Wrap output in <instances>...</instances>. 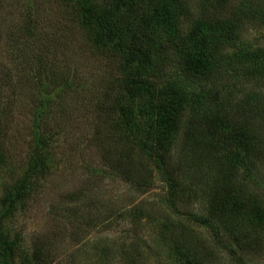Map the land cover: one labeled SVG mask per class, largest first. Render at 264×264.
<instances>
[{
	"label": "trees",
	"instance_id": "trees-1",
	"mask_svg": "<svg viewBox=\"0 0 264 264\" xmlns=\"http://www.w3.org/2000/svg\"><path fill=\"white\" fill-rule=\"evenodd\" d=\"M69 1L95 45L110 42L122 56L115 86L98 103V111L112 119L109 127L100 125L108 140L99 144L106 159L135 177L136 152L147 155L166 184L172 209L178 210L179 195L189 201L197 191L204 193L203 213L184 212L210 232L213 246L206 247L182 221H163L159 232L172 258L177 264H212L220 251L233 264H255L250 255L261 244L264 204L249 192L253 172L248 170L264 166V132L254 122L255 116L264 118V93L236 94L243 80L264 81V45L245 38L248 28H264V0ZM18 37L12 34L11 46L21 54L17 90L23 98L31 84L34 132L25 173L2 199L0 264H17L20 240L12 236L10 222L19 205L41 189V177L57 165L54 139L66 132L62 122L81 109L70 101L72 92H79L73 86L77 74L74 78L58 65L50 51ZM182 131L184 151L174 163L172 150ZM118 143L124 148L114 155ZM0 159L9 165L1 149ZM192 172L202 175L204 188L197 181L186 183ZM22 259L23 264H47L40 249Z\"/></svg>",
	"mask_w": 264,
	"mask_h": 264
},
{
	"label": "rangeland",
	"instance_id": "rangeland-1",
	"mask_svg": "<svg viewBox=\"0 0 264 264\" xmlns=\"http://www.w3.org/2000/svg\"><path fill=\"white\" fill-rule=\"evenodd\" d=\"M73 9L69 0H0V149L9 162L7 166L0 162V214L6 188L25 173L34 132L28 99L31 84L21 98L17 90L21 54L12 51V34L22 42L33 41L37 49L50 51L58 57V65L66 66L74 78L77 74L73 86L79 92H72L70 101L81 108L62 122L66 132L54 139L53 162L57 165L41 177V189L19 205L10 222L12 236L18 234L20 240L17 264H23V254L31 255L34 249H40L47 264H177L161 240L160 224L180 220L185 228L198 232L206 247L213 246L210 232L184 212L203 213L204 193L197 191L188 196L189 201L185 194L179 195L178 210L172 209L166 199V184L147 155L136 152L131 172L135 177L106 159L99 144L105 141L108 145V140L100 125L109 127L112 119L98 111V103L109 95L106 90L115 86L122 56L110 42L95 45ZM190 25V20L183 23L186 30ZM245 34L254 45H264V28H248ZM157 35L164 37L161 30ZM170 70L175 71V65ZM255 91L264 93V81L243 80L236 95ZM254 122L263 133L264 118L255 116ZM184 146L182 131L173 146L174 163ZM123 148L121 143L115 145L114 155ZM248 171L253 172L248 178L249 192L264 204V166ZM184 180L197 181L201 189L205 186L199 172ZM262 232L261 244L250 255L255 264H264ZM217 256L219 260L212 264H233L225 253L218 251Z\"/></svg>",
	"mask_w": 264,
	"mask_h": 264
}]
</instances>
